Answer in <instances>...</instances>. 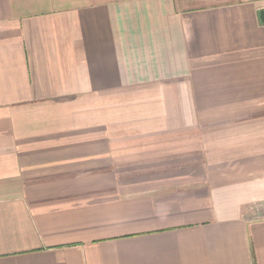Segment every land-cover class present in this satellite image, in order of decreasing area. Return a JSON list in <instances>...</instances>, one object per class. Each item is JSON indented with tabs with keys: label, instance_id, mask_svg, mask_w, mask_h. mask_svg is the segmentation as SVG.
Returning a JSON list of instances; mask_svg holds the SVG:
<instances>
[{
	"label": "crops",
	"instance_id": "0c3cea01",
	"mask_svg": "<svg viewBox=\"0 0 264 264\" xmlns=\"http://www.w3.org/2000/svg\"><path fill=\"white\" fill-rule=\"evenodd\" d=\"M264 0H0V264H264Z\"/></svg>",
	"mask_w": 264,
	"mask_h": 264
},
{
	"label": "water",
	"instance_id": "95a60500",
	"mask_svg": "<svg viewBox=\"0 0 264 264\" xmlns=\"http://www.w3.org/2000/svg\"><path fill=\"white\" fill-rule=\"evenodd\" d=\"M260 17H261L262 22H264V11L261 12V16Z\"/></svg>",
	"mask_w": 264,
	"mask_h": 264
}]
</instances>
